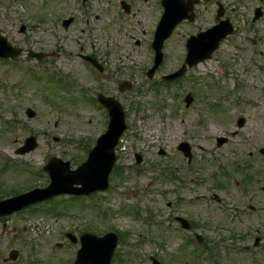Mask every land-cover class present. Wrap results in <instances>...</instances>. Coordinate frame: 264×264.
<instances>
[{
    "label": "rangeland",
    "instance_id": "obj_1",
    "mask_svg": "<svg viewBox=\"0 0 264 264\" xmlns=\"http://www.w3.org/2000/svg\"><path fill=\"white\" fill-rule=\"evenodd\" d=\"M218 1L224 17L234 21L235 33L178 84H165L162 76L182 65L184 41L215 22L213 0H200L195 23L182 22L165 41L163 62L151 79L150 43L163 11L160 0H87L85 5L82 0H0V27L10 43L50 55L39 62L24 53L17 63H0L1 200L48 185V174L38 176L34 170L51 155L70 161L72 169L86 160L108 126L106 109L95 106L99 93L121 103L128 123L116 147L109 187L93 196L106 213L91 204V197L60 195L0 217V264H71L77 246L64 243V233L85 229L119 234L111 264H150L152 255L165 264L210 261L196 256L173 215L198 223L199 232L216 246L212 261L254 264L256 252L235 248L250 244L257 227L264 238V160L256 148L264 147V15L253 22L260 0ZM21 25L26 26L23 33ZM254 28L260 34L256 46L241 36H254ZM81 55L96 58L102 72ZM126 80L132 88L121 91ZM189 93L193 102L187 107ZM27 108L36 115L28 117ZM239 117L245 119L241 124ZM31 135L37 147L18 154ZM220 137L227 138L221 146ZM182 141L191 146L190 163L178 149ZM212 193L222 197L229 213L218 209ZM146 217L160 225L170 218L162 227L169 233L165 240ZM11 249L18 251V259L1 263ZM34 257L40 260L30 261ZM257 259L264 264V255Z\"/></svg>",
    "mask_w": 264,
    "mask_h": 264
},
{
    "label": "water",
    "instance_id": "obj_2",
    "mask_svg": "<svg viewBox=\"0 0 264 264\" xmlns=\"http://www.w3.org/2000/svg\"><path fill=\"white\" fill-rule=\"evenodd\" d=\"M164 4L167 10L156 32L154 47L157 51V56L155 66L150 70V75L153 74L154 70L162 61L161 50L164 40L172 33L176 24L184 18L187 10H192L193 8V2L185 4L184 0H164ZM124 7L128 10L126 5H124ZM70 21H67L66 25ZM226 28L227 24L223 22L216 28L209 30L208 33L205 32L190 38V53L187 58V62L190 66L196 64L199 60L210 56V53L214 50L219 40L226 35ZM212 35L213 44L211 45L208 54L197 57V50H199L200 42L204 40V38L209 39ZM197 43L198 45H196ZM36 56L38 55L36 54ZM92 61L95 62L94 60ZM185 70L186 68L183 66L180 71L167 78L174 79L179 77L185 72ZM100 99L109 108L111 121L107 133L98 139L97 147L91 151L88 161L82 164L77 170L70 171L68 169V163L65 165V168H60L58 167V160L53 159L52 162L46 166L53 179L50 186L45 189H37L26 195L0 202V214H10L33 202L49 199L57 194H84L98 189H105L108 186V175L116 159L115 146L126 129V124L123 108L117 101L111 98H104L103 96H100ZM191 100L192 99L188 98L187 102L189 103ZM28 112L30 116L35 114L30 110ZM32 147L33 144L30 143L26 148L22 149V151L28 150ZM86 170H91V172L85 174ZM74 184H81L82 186L77 188L74 187ZM116 244L117 237L114 235L108 234L105 237L100 238L95 235H87V239L83 242V249L80 251V255L75 264H110L111 256ZM15 257L16 255L12 254V258L14 259Z\"/></svg>",
    "mask_w": 264,
    "mask_h": 264
},
{
    "label": "bare ground",
    "instance_id": "obj_3",
    "mask_svg": "<svg viewBox=\"0 0 264 264\" xmlns=\"http://www.w3.org/2000/svg\"><path fill=\"white\" fill-rule=\"evenodd\" d=\"M176 130H177V129H174V133H173L174 135H177V134H176Z\"/></svg>",
    "mask_w": 264,
    "mask_h": 264
}]
</instances>
